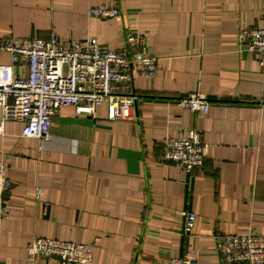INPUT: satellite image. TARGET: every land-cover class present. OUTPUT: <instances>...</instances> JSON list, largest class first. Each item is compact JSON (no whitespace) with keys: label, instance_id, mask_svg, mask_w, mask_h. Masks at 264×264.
<instances>
[{"label":"crops","instance_id":"0c3cea01","mask_svg":"<svg viewBox=\"0 0 264 264\" xmlns=\"http://www.w3.org/2000/svg\"><path fill=\"white\" fill-rule=\"evenodd\" d=\"M113 3L118 15L92 16ZM261 0H0V40L96 37L128 50L141 31L157 61L152 78L131 90L133 120H108L62 106L43 143L6 121L0 159L8 164V209L0 218V264H60L32 257L27 244L51 236L92 244L98 264H164L172 255L219 264L218 242L250 228L264 233V68L241 43L243 26L260 24ZM0 50V63H10ZM191 91L210 112L182 109ZM2 108L0 106V117ZM198 129L210 152L190 173L164 159L166 134ZM42 187V200L35 197ZM195 212L185 231V213Z\"/></svg>","mask_w":264,"mask_h":264},{"label":"built area","instance_id":"2783aa9c","mask_svg":"<svg viewBox=\"0 0 264 264\" xmlns=\"http://www.w3.org/2000/svg\"><path fill=\"white\" fill-rule=\"evenodd\" d=\"M117 5L105 3L88 10L92 16L118 15ZM260 24L243 26L241 43L257 56L264 68V0L259 8ZM128 50L102 44L96 37L84 39L39 36L6 37L0 50L10 53V63H0V132L6 121H21L22 134L45 143L51 138L53 118L62 106H72L76 114L94 115L100 104L107 106V119L133 120L134 105L141 99L130 88L139 76L152 78L157 73L154 56L145 53L141 31L129 29ZM182 109L200 114L210 112V102L201 93L191 91L180 99ZM164 159L176 163L184 173L201 167L210 152L201 132L188 127L178 134H166ZM8 164L0 159V218L8 209L5 194L11 186ZM43 189L37 186L35 197L42 200ZM185 231L197 220L195 212H184ZM219 264H264V233L250 228L246 232L225 234L218 242ZM32 257H57L60 264H98L92 244L37 236L27 244ZM164 264H194L180 255H172Z\"/></svg>","mask_w":264,"mask_h":264}]
</instances>
